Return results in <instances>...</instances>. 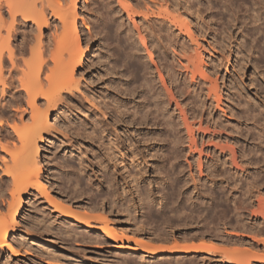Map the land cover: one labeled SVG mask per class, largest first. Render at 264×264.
<instances>
[{
    "label": "bare ground",
    "instance_id": "obj_1",
    "mask_svg": "<svg viewBox=\"0 0 264 264\" xmlns=\"http://www.w3.org/2000/svg\"><path fill=\"white\" fill-rule=\"evenodd\" d=\"M79 1L0 0V112L6 109L10 113L16 112L15 117H12L14 123L9 128L17 134L16 136H19L21 141V147L18 146V148L15 145V150L10 151L11 164L8 165L7 161L5 168V174L12 179L10 191L12 200L9 203V214L4 215L0 212V249H7L15 257H21L24 255L23 251L26 252V248L23 245L21 246L19 241L11 238V234L19 224L17 220L23 211L25 198L31 195L30 190L32 188L46 196L47 201L50 202L49 204L62 213L70 223L75 222L81 226L104 233L107 237V240H103L105 243H109L108 240L118 242L121 235L120 245H115L118 246L119 250L124 251L128 248L124 240L128 243L132 239L127 237L125 233H119L116 229L110 228L107 223L109 219L106 215L95 217L101 223V225L96 226L92 222L93 217L80 213L74 205L68 203L62 197L51 194L48 186L42 180L44 168L41 161L38 160V139L42 140L44 138L45 130L50 127L48 120L53 113L65 107L75 109V105L72 104L82 92L83 71L88 67L86 66L89 61H87V58L92 52H86L83 49L80 39L79 12L77 9ZM110 3L106 2L105 6L109 15L103 17L101 15L100 17L99 13L100 18L97 17V22L100 21L102 26L110 30L115 26L114 31L118 35V39L114 47L123 48L122 54L124 56L116 51L117 55L115 52L110 53L109 56H117L113 57L114 62L111 71L115 72L122 61L125 69L131 68V80L133 79V81L131 84L128 83L129 85L125 84V87H122L123 89L121 88V96H115L116 98L113 99L115 102H110L112 97L109 98L108 94L104 95V102L109 98L108 103H102L110 106H107L110 108V112H105V116L108 115L115 123L113 131L109 129L110 132L107 127H103L101 124L103 123L101 122L102 119H99L101 123L98 121L100 123L98 124L95 117L94 124L96 123V125L93 124L89 128L86 125L85 131L83 130L84 127L82 128L87 136L84 133L80 134L82 132L77 130L76 127L69 125L68 128L75 135H85V138L100 141L101 148L110 159L106 163V167H112L113 169L115 166L114 160L123 164V167H127L124 163V156L129 155V151L126 143L121 140L123 136L126 137L128 145L134 144V135H137L141 140H148L146 146H151V150L154 151L153 155L160 157L163 162V166H157L155 170L167 176V182L159 189L163 192L166 191L165 196L175 195L179 192L183 198L179 197L182 200L184 199L185 203L191 202L189 212L185 211L182 202H180L182 205L174 207L173 211L176 213V218H183L181 223L186 220L196 224L199 220L205 225L208 224L209 217L212 218V216L208 217V214H202V205L200 206V203L192 201L194 198L192 192L217 188L219 185L216 178L222 176L223 182L226 184L224 189L241 192L245 196L239 200L241 201V207H239L240 205L236 207L241 208V211L237 213L236 222L242 227L244 233L240 232L242 229L237 231L235 228L236 230H229L228 234L245 237L247 236L246 232L250 231L255 235V230L260 228V223L261 225L264 224V197L261 195L262 192L260 193V187L264 184V171L261 170L262 165H260L264 163V124L261 126L257 124L264 118V113L252 102V99L245 92V88L243 89V86L240 85L241 81L238 82V77L242 72L246 74V68L250 64L248 61L245 63L248 59L246 57L247 51L250 49L246 37H249V39L253 37L251 41L255 48L256 45L260 44L263 51L260 49L258 54L264 59V47L261 45L264 41H262V37L256 36L264 33V0H118L121 11L119 10L117 13ZM219 3H223V12L226 10L231 14L226 12L230 15L228 18L226 17L228 19L226 22L228 27L225 23L228 29L224 26L226 31H224V28L220 29L219 26H214L213 24H217L210 21L211 17L205 19V16H203L207 10H215V5ZM102 4L104 3L102 2ZM203 6L206 7L204 12ZM89 10L94 14L98 12L95 7L89 8ZM122 12L126 13L132 23V25L129 24V27L127 26L128 28L125 26L126 21L123 20L124 15ZM237 14L242 17L243 27H246V29L249 27V30L247 29L248 34H244V30L241 31L243 33L242 36L240 35L241 39L235 36L234 30L232 31L233 28L237 29L239 27L237 23L240 24ZM84 26L88 29L91 27L86 22ZM220 32L227 35L222 37V34L219 35ZM198 36L204 37L203 39L213 52H217V55H214L201 43L204 46V52L211 57H208L210 61L200 51V48L199 50L196 48L200 47ZM219 36L223 38L222 41ZM122 37L125 41L122 40ZM205 37H211L212 41L210 42L212 43L206 40ZM114 47L113 49H115ZM142 48L149 51V55L152 52L150 51L151 48L157 54L161 66L167 72L170 86L171 84L175 85L174 87L178 90L177 93L182 97V101L172 92L167 78L161 73L162 68L159 69V73L162 74L161 79L164 89L160 87L161 84L155 78L154 69H151L149 65H145L142 62L143 59L141 61ZM113 49L111 52L114 51ZM193 52L196 53L191 54ZM234 53L237 54L235 61L232 60ZM248 54L249 58L253 56L249 52ZM102 58L106 59V56L102 55ZM128 59L129 61H126ZM107 71L108 69L106 73L104 72V75L110 74ZM180 75L184 79L180 78ZM181 80L183 81L181 82ZM104 81L106 82V79ZM118 87H120V84H118ZM118 87L116 86V89ZM118 90L120 89L118 88ZM224 90H226V94ZM117 92L120 93V91ZM99 96L97 97L99 98ZM122 96L123 98H121ZM138 96H142V101H138ZM8 97L12 98L8 99ZM231 100L236 101V104ZM150 102L153 103V106H150ZM173 103H175L174 109L172 108ZM11 108L14 110L10 111ZM139 108H143V110H139ZM71 109L69 110L71 111ZM177 111L182 124L176 120ZM28 116L29 119H26ZM179 117L177 119H180ZM225 117L231 119L226 121ZM232 118L236 119L233 120ZM250 121L254 122V126L258 131L257 135L253 133V130L247 124ZM153 125L160 126V128L154 131V128L149 127ZM181 125L187 133V142ZM131 126L135 129L133 132ZM0 129L7 133L4 132L3 137L0 134V145L5 150H11V145L6 147L2 143L6 141L7 144L9 142L12 144L8 137L13 140L14 134L8 128L6 130L1 116ZM97 130L99 131L98 135H96ZM1 137L5 141L2 142ZM72 139L73 141L70 143L69 140L70 144H68L74 149L75 138ZM257 139L260 140L261 145H252V142ZM229 141L234 145H229ZM240 141L242 143L236 146ZM76 154L73 153L72 156H78ZM98 154L101 155V153ZM103 154L105 153L103 152ZM94 156L99 157L97 154H94ZM99 161H101L100 158ZM102 162L99 164H102ZM185 164L186 166H184ZM204 177H212L209 179L212 183L211 186L208 182H204ZM109 179L105 178L108 184L107 201L110 206H115L117 200L113 197V192L115 191L116 182L114 179ZM261 182L262 184H259ZM242 191L244 192L242 193ZM139 195L141 200H147L148 203H145L150 204L149 196H144L142 192ZM254 199L258 204L256 209V206L252 210L250 208L253 215L252 219L258 221L262 218V222L257 223L253 220L255 223L249 227L244 214L247 213V209ZM204 203L202 202V204ZM182 214H185V216ZM170 218L168 217V219ZM188 223L191 224V222ZM73 225L71 226L73 227ZM205 225L204 227H206ZM258 231L261 230L258 229ZM259 234L257 233V236ZM253 235L250 234V239L256 243L255 245L258 248L264 251V238L259 239ZM143 247L144 251L151 253L154 257L163 254L185 255L203 250V246L200 244L178 242H175L172 246L152 247L144 244ZM251 249L248 252L254 251H251ZM213 251V249H209L208 252ZM232 251H224L233 254L230 257L232 263L264 264V252L259 254L261 251H254L246 257L242 254L243 252L241 253L242 250ZM5 261L7 262V260Z\"/></svg>",
    "mask_w": 264,
    "mask_h": 264
},
{
    "label": "rangeland",
    "instance_id": "obj_2",
    "mask_svg": "<svg viewBox=\"0 0 264 264\" xmlns=\"http://www.w3.org/2000/svg\"><path fill=\"white\" fill-rule=\"evenodd\" d=\"M101 1L104 4H102ZM106 2H111L110 4L114 6V8L116 9V13L121 9L118 4V0H80L78 2V26L80 27V39L82 42V46L86 52L92 51L87 58V61H89L86 63V66L88 67H86V69L83 71L84 77L83 87L81 88L82 92L80 95H78V98L72 104L75 105V109H73L72 107H68L69 109L72 108L70 111L67 107H65L64 109H61L60 111H57L56 113H53L51 115L50 119L48 120V124L50 125V127L45 130L44 138H42V140H40V138L38 139V160L41 161L44 168V172L42 173V180L48 186V190L51 194L62 197L68 203L74 205L80 213L87 214L93 217V220L95 219V217L106 215L109 219L107 222L109 227L116 229L119 233H125L127 237H131V242L127 243L124 240V243L128 247L127 250L124 251L119 250L118 246H116L120 245L121 243V235L118 242L108 240L109 243H105L103 240H107V237L104 233L72 222L75 225L74 226L72 223L67 221L62 213H60L58 210L53 208L52 205L49 204L50 202L47 201L46 196H44L40 192H37L36 189L32 188L30 190L31 195L25 198L26 202L23 204V211L21 213V216L17 220L19 224L15 227V229L13 230L14 232L11 234V238L19 241L20 245H23L26 248V252L23 251L24 255L21 257H15L12 252L8 251L6 248V250L0 249V264H4L6 262L5 260H7L8 262H6L5 264H235L230 262V257L233 254L225 253V250L236 251L237 249H239L242 250V254L248 257L250 253L248 251L252 247H254L255 249H258H256V251H261L259 254H262V252L264 251L261 248H258L255 245L256 243L252 239H250V234L251 236L253 235L252 232H246L248 237H238L228 234L229 230L232 231L237 229V231H240L242 229V227L236 222L237 213L238 211H241V208L238 209L236 207H238L239 205V207H241V201L239 200H241L245 196L241 194V192L224 189L226 184L223 182L224 180L222 179V176L216 178L218 179L219 185L217 188L212 190L207 188V190H203L204 192L202 190H195L194 192H192V197H194L192 201L200 203V206L202 205V214H208V217L212 216V218L209 217L210 219L208 220V224L205 225V223L203 224V222H199V220L198 222H196V220L195 224L194 222L192 223V221H186L185 219V221L181 223L183 218H176V213L173 211L175 209L174 207L183 204L182 206L185 207V211L189 212L188 209L191 202L185 203L183 201L184 199H181L183 198L182 194L180 193V195L179 192H177L175 195L171 194L170 196H165L166 191L163 192L159 189V187L167 182V176L164 173L155 170L157 166L162 167L163 162L160 157L153 155L154 151L151 150V146H146L148 140H141L137 135H134V144L128 145L126 137L123 136L121 140L126 143L129 151V155L126 154V156H124V163H126L127 167H123V164H121L119 161L114 160L115 166L113 169L112 167H106V163H108L110 159L109 156L106 155L107 153L101 148V144L99 143L100 141H97V139L91 140L88 137V139L85 138L86 133L84 131L87 127L89 128L93 126L95 122L94 120L96 119L98 124L103 122L101 123L103 127H107L108 131H113V129L115 128V123L112 119L109 118L108 115L105 116V112H110V108H108L110 106L107 105V107L105 104L109 102L107 100L110 97H112L110 98V100L112 99L110 102H113L115 96H121V90L123 89L122 87H125V84H131V82L133 81V79L131 80V68L125 69V67H123L124 63L122 65V61L115 72L111 71V66L114 62V58L117 57L116 52L118 54H121V56L124 55L122 54V47H114V44H116L118 39V35H116L114 31L115 26L110 30L102 26L100 24V21L97 22V17L100 18L101 15L102 17L109 15L106 10L107 7L105 9ZM219 4L215 5V10L213 11H206V7L203 6V12L206 11L203 16H205V19H207L206 17H211L210 21L217 24H213L214 26H219L220 29L224 28V31H226L225 27H228V23H226L228 21L227 18L231 14L226 10L223 12V3H221L220 5ZM93 7H95L96 11H98L96 12L97 14L95 13L96 15L94 14V12L89 10V8L92 9ZM226 12L230 15L226 14ZM99 13L100 17L98 15ZM122 14L124 15V22L126 21L125 26L126 28H128L129 24L132 25V23L129 21L125 12H122ZM207 14L208 16H206ZM223 14L226 16H224ZM239 15L240 14H237V17ZM239 20L240 24L237 23L239 27L237 29L233 28L232 31L234 30L235 36L241 39L243 33H249V27H247L248 30L246 29V27H243L244 24H242L241 22V16H239ZM85 22L88 23L89 27L91 26L89 28L90 30L86 26H84ZM225 23L227 24L226 26ZM241 31H243V33ZM45 34L47 36L46 32ZM221 34L222 33L220 32L219 35ZM225 35L227 34L223 33L221 36L223 37ZM123 36L125 37V35ZM221 36H219V39L222 41L223 38ZM256 36L262 37L261 39L262 41H264V33L263 35L262 33H260ZM124 37H122V40L124 39ZM198 37L197 39L200 41V47L196 48H198V50L200 48V51H202L205 57H207V60L210 61L209 58L211 57H209V55L204 52V46L202 45H205L206 48H208V50L212 52L213 50L209 47V45H207L205 39H203L204 37ZM205 38L209 42L212 41L211 37ZM246 39L249 43L248 46H250L248 47L250 49L249 51H247V55H249V52L253 56L250 57V59L246 55L248 59L246 58L247 60L245 61V63L248 61L250 62V64L246 68V74L242 72L244 74L243 75L239 71L240 76L238 77V82L240 83L241 81L240 85L243 86V89L245 88V92L252 99V102H254L257 107H259L258 109L262 110L264 113V59L258 54V51L261 49L260 44L256 45L255 48V46L253 47V43L251 41L253 40V37L252 39L246 37ZM261 45L264 47L263 42L261 43ZM113 47L115 49H113ZM112 49L114 50L113 52H111ZM141 51V61L143 59L144 61L142 62L145 63V65H149L151 69H154V75L156 80L161 84L160 87L164 89L161 79L162 74L167 78L169 83L168 85L170 86V82L166 74L167 72L163 69V66H161V61L159 60L157 54L153 51V49L151 48L150 50L152 51V56L149 55L150 52L146 51L144 48H142ZM261 51H263V49H261ZM114 52L116 54L115 56H109ZM195 53L193 52L191 54ZM102 55L106 56V59H103ZM214 55H217V52H215ZM236 55L237 54L234 53L232 58L233 61H235ZM102 60L104 61V64L106 63L105 65H102ZM126 61H129V59ZM242 61L244 60L242 59ZM107 69V72L110 74L104 75V72L106 73ZM159 69L162 70V74L159 73ZM181 77L184 79L182 75H180V78ZM105 79L106 82L104 81ZM121 81L122 83H120ZM182 81L183 80H181V82ZM118 84H120V87H118ZM116 86L120 90H118V88L116 89ZM174 86V84H171L170 86L172 92H174V95L182 101V97L179 93H177L178 90H176ZM117 91H120V93ZM225 91L226 90H224V93L226 94ZM107 94L109 98H107L104 102V95ZM97 96H99V98ZM9 98L11 99L12 97H8V99ZM121 98H123V96ZM137 99L138 101H142L143 98L142 96H138ZM102 102L105 104H103ZM234 103L236 104V101ZM24 106H26V104H24ZM150 106H153V103ZM172 108H175V103L172 104ZM12 110L14 109L11 108L10 111ZM139 110H143V108H139ZM1 112L0 116L4 120V126L6 130L8 128V130H10L11 133L13 132L14 134H12L14 136V138L12 136L13 140L9 139L11 137H8V140L12 142V144L9 142L8 145L4 138H2L3 134H5L6 132L1 131L0 129V134H2L1 140L2 142L5 141L2 144H5L6 147H10L11 145V150H5L0 145V212L4 215H8L9 203L12 200V196L10 193L12 188V179L9 175L5 174V168L7 161L8 165L11 164L10 151L15 150L16 146L21 147V141L19 139V136H16L17 134H15V132L11 128H9L11 124L14 123L12 117H15L16 112L13 111L14 113H10L8 109H6L5 111L1 110ZM178 113L179 112L177 111L176 120L178 122H181V118L179 117ZM178 117L180 119H177ZM69 118L71 119L69 120ZM26 119H29V116ZM99 119H102L101 122ZM225 119L227 121V119L231 118L225 117ZM232 119L235 120L236 118ZM18 122L20 123V121ZM180 124H182V122ZM247 124H249V127L253 130V133L257 135L258 131L254 126V122L250 121L247 122ZM257 124L260 126L263 125L264 118L261 119L259 123L257 122ZM69 125H71L72 127H76L77 130H80L82 132L80 134L84 133L85 135H75L72 130L70 131V129L68 128ZM94 125H96V123ZM149 127L152 129L154 128V131L160 128V126L157 127V125ZM82 128L84 131L82 130ZM131 128H133L131 130L133 132V130L135 129L132 126ZM181 128L184 132L185 141L187 142L188 136L185 129L183 128V125H181ZM47 134L50 135L48 136ZM98 134L99 131L97 130L96 135ZM73 137L75 138L74 149L69 145L73 141ZM240 143L242 142L240 141L236 146L240 145ZM228 144L234 145L230 143V141L228 142ZM259 144L260 140L258 139L255 142H252V145ZM103 152L105 154H103ZM73 153H77L76 155L78 156H72ZM98 153H101V155ZM81 154L82 156H80ZM94 154H97L99 157L97 158L96 156H94ZM99 158L101 159V161H99ZM101 162L103 165L99 164ZM260 165H262L261 170L264 171V163H261ZM184 166H186V164ZM105 178H110L109 180L114 179L116 182L117 188L115 187V191L113 192V197L117 200L115 206H110L109 202L107 201L108 184L105 181ZM210 178L204 177V182H208L209 186L212 185L211 180H209ZM259 184H262V182ZM141 192L142 194H144V196L150 197V204H146L148 203L147 200L145 201L140 199L139 194ZM221 192L223 195H220ZM243 192L244 191H242V193ZM260 193L264 197V184H262L260 187ZM252 201L253 202L251 203L250 207H248L247 209V213L245 212L244 214V216H246L245 219L248 220L246 221L247 224H249V227L257 221L255 219H252L253 215L251 210L254 209L255 206V209L257 208L258 202L255 201V199ZM180 202H182V204ZM202 202H205L206 204H202ZM164 213L166 214L164 215ZM173 214L175 216H172ZM182 215L185 216V214ZM166 216H168L169 218L171 217L172 219L170 218V220L168 219V217L165 218ZM93 220L92 222L96 226L101 225L98 219H95V222ZM259 221L262 222V218L258 219L257 223ZM187 222H191V224H187ZM71 225H73V227ZM204 225L206 227H204ZM258 229L261 231L259 232ZM258 229L255 230L256 234L254 233L255 235L253 236L255 237L257 236V233H262L261 236L259 234V237L257 236V238H264V224L261 225L260 223V228ZM242 231L243 229L240 232ZM240 238L244 239L241 240ZM238 239H240L241 241ZM249 239L252 240L253 244ZM175 242L190 243L194 245L200 244L201 246H203V250L185 255L163 254L159 257H154L151 253L143 250L144 244L152 247H159L172 246ZM254 248L251 249V251H255ZM209 249H213L214 251L209 253Z\"/></svg>",
    "mask_w": 264,
    "mask_h": 264
}]
</instances>
